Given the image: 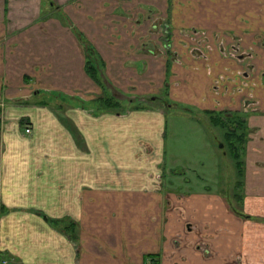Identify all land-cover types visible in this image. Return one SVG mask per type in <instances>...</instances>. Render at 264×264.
Wrapping results in <instances>:
<instances>
[{
	"label": "crops",
	"instance_id": "obj_1",
	"mask_svg": "<svg viewBox=\"0 0 264 264\" xmlns=\"http://www.w3.org/2000/svg\"><path fill=\"white\" fill-rule=\"evenodd\" d=\"M133 1L0 0V264H264V0H206L205 9L178 0L171 11L170 0ZM142 4L170 22L176 14L181 40L208 27L206 38L225 33L232 47L236 33L257 54L248 74L217 50L197 58L191 40L165 79L178 109L244 116L250 137L231 201L218 188H167L177 169L166 117L186 114L164 102L92 103L93 52L116 75V98L124 83L147 92L163 80L161 62L142 51Z\"/></svg>",
	"mask_w": 264,
	"mask_h": 264
},
{
	"label": "rangeland",
	"instance_id": "obj_2",
	"mask_svg": "<svg viewBox=\"0 0 264 264\" xmlns=\"http://www.w3.org/2000/svg\"><path fill=\"white\" fill-rule=\"evenodd\" d=\"M124 1L126 0H123V2ZM127 1L132 3L134 2L133 0ZM137 1L139 3H141V1L144 2V0ZM170 1V11L173 8H179V4L177 3L178 0ZM193 1H196V5L199 4L198 7L201 8V3L198 2L200 0ZM193 1L186 0L184 7L195 8V3ZM209 4V1L203 0L204 9L206 6H209ZM142 5L143 8H145L146 5ZM145 11L143 21L146 22L145 24H149L150 31L143 37L144 47L142 48V51L147 52L149 56H152L156 61L158 60L161 62L160 71L162 70V75L160 76L163 80L160 82L158 80L155 81L156 85L153 88L149 87L147 92L140 90V88L143 87L131 86L129 82V84L124 83L122 98L120 96V98H116L115 93L121 91H115L114 81L116 75L111 71V73L100 71L102 67L100 68L99 66L100 70L98 69V63H96L93 52V54H90L92 58L89 60H91V63L96 69L98 81H95L97 83L96 85L92 83V103H98L99 105L102 99L109 98L120 104V108L115 110L121 111L126 110L127 107L129 109H134L137 106V109H141L143 107L150 108V106H154L155 104L163 107L162 103L164 102L166 106L170 107V109L180 110L178 111L180 113L177 114H181V112L186 114L187 116L171 113L166 117L167 162L169 161V167L177 169L176 172H167V188L174 191H180L181 187L182 190L181 192H178L179 195L180 193H185L184 191H188L190 187L218 188L219 190H222L224 197L231 201V198L234 199V191L239 190L241 187L239 183L241 182L242 177L239 175L240 168H238V161L233 158L229 140L225 137V132L227 130L215 127L211 122V116L209 117L207 114H199L197 112L189 113L185 110L174 107L176 105L174 101L171 100V96L173 95L171 93L172 85H170V82L165 81V79L167 76L169 78L171 69L174 67L172 65L181 62L185 64L186 59L180 53V48L181 45H185L191 40H194L196 45L190 48V52L197 58H208L214 51L217 50L220 56L228 57L229 59L234 60L236 68L238 67L243 71H247L248 74H252V71L256 69L255 67H258V64L255 63L257 54L255 50L248 48V46H242V42L240 41L241 38H239V36H235L236 33L231 34L234 36L235 40L232 47L230 45L227 46V43L223 41L222 37L225 33L218 32L214 36L213 34H210V39L206 38L208 36V31L206 30L208 27L205 25L206 22H202L206 28L202 30L198 29V34L197 30H190V34L183 30V35L188 37L187 34H189V37L181 40L178 37L180 36V33L175 31L178 30V26L180 24L179 22H174V19L175 21L180 20L178 16H175L176 14H174L175 18H171L170 22L168 16H166V14L164 15L159 8H145ZM220 15H223L222 12ZM125 16L129 17L127 14ZM207 25H209V23ZM194 31L197 34L195 39H193L194 37H191L194 35ZM199 36L201 38V43L198 41ZM174 44H177V46L175 47ZM170 60H172V62ZM159 62H157L156 65ZM259 65V68H264V53L262 54V62H259ZM147 68L146 63L140 65L139 74H144V71H147ZM157 73L158 72L155 74ZM156 76L158 77V75ZM135 89L138 93L131 92ZM65 103L66 100L64 102H60V104ZM246 103L247 105L249 104V102ZM2 111L3 107L0 109V115H3ZM220 116L223 117L224 120H230L231 123L234 121V119L228 116ZM235 126H237V124L233 123L231 125L233 128ZM22 130H24V127ZM245 132L247 135L245 136L243 144L238 145L241 152L239 162L242 163L241 170L243 172L244 156L246 153L244 147L250 137L247 133L248 131ZM234 187L236 188L234 189ZM204 252H207L208 255L206 257L210 258L212 257L213 249L211 247H207ZM236 261L237 264H242L241 260L237 259Z\"/></svg>",
	"mask_w": 264,
	"mask_h": 264
},
{
	"label": "trees",
	"instance_id": "obj_3",
	"mask_svg": "<svg viewBox=\"0 0 264 264\" xmlns=\"http://www.w3.org/2000/svg\"><path fill=\"white\" fill-rule=\"evenodd\" d=\"M87 71H88L89 75L92 77V79H94L95 81H98L96 69L94 68L93 64L91 63V60H89L87 63ZM100 105L107 110H111V109L115 110V109L120 108V104L118 102L112 101L109 98L102 99L100 101ZM210 114H211V122L215 127H220L222 129L227 130L225 132V137L229 140V144L231 146V152H232L233 158L238 161V168H240L239 169L240 170L239 175L241 177H243V171L241 170L242 163L239 162L241 152L239 150L238 145L243 144L245 136L247 135L245 132V131H247V123H246L244 116L242 114H239V113L231 114V117L229 115H226V114H220V115H224L225 117L228 116V117L234 119V121H232V123H231L230 120H224V118L221 117L220 115L217 116L213 112H210ZM235 119H236V121H235ZM233 123L237 124V126H235L234 128L231 127V125ZM239 185H241V182L239 183Z\"/></svg>",
	"mask_w": 264,
	"mask_h": 264
},
{
	"label": "built area",
	"instance_id": "obj_4",
	"mask_svg": "<svg viewBox=\"0 0 264 264\" xmlns=\"http://www.w3.org/2000/svg\"><path fill=\"white\" fill-rule=\"evenodd\" d=\"M32 132V129L28 126H26V133H31ZM4 264H7V262H4Z\"/></svg>",
	"mask_w": 264,
	"mask_h": 264
},
{
	"label": "flooded vegetation",
	"instance_id": "obj_5",
	"mask_svg": "<svg viewBox=\"0 0 264 264\" xmlns=\"http://www.w3.org/2000/svg\"><path fill=\"white\" fill-rule=\"evenodd\" d=\"M227 115V114H226ZM231 117V115H229Z\"/></svg>",
	"mask_w": 264,
	"mask_h": 264
}]
</instances>
